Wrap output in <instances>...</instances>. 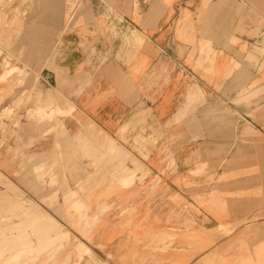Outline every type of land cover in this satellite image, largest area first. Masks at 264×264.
Returning <instances> with one entry per match:
<instances>
[{"label": "crops", "instance_id": "0c3cea01", "mask_svg": "<svg viewBox=\"0 0 264 264\" xmlns=\"http://www.w3.org/2000/svg\"><path fill=\"white\" fill-rule=\"evenodd\" d=\"M59 1L0 0L21 46L68 31L53 70H0V246L13 207L35 205L36 228L67 238L32 247L36 264H201L243 237L263 252L264 204L239 198L251 170L224 160L264 142V0H113L114 28L61 24ZM87 3L96 17L91 0L70 15Z\"/></svg>", "mask_w": 264, "mask_h": 264}, {"label": "rangeland", "instance_id": "374dc122", "mask_svg": "<svg viewBox=\"0 0 264 264\" xmlns=\"http://www.w3.org/2000/svg\"><path fill=\"white\" fill-rule=\"evenodd\" d=\"M82 1L83 0L59 1V6L62 12L59 18L61 24H66V22L93 23L95 25L102 24L103 26L112 25V27L114 28L113 25L118 21L119 18L113 9V0H106L105 3H100L98 0H91L94 3L95 11L97 12L96 17L92 16L88 3L85 4V7H88L86 8L85 13L70 15L69 12L71 10H74L75 7L77 8L79 5H81ZM12 2H15V0H12ZM10 20L12 23L15 21L19 22L20 15H12L10 16L9 21ZM20 33L21 31L18 30V28L7 31L6 33H4L3 31L0 32V70H14L18 73L21 72L24 74L27 72L30 75L36 76L39 70H41V63L45 64L43 69L53 70V64H57L60 60V57L58 55L59 47H56L58 45L61 46L62 38H66L68 31L60 30L58 32L59 44H56L55 46L53 45L57 38L55 36L53 38L51 37V31L41 32L43 35L47 36L48 40L44 41L45 44L43 46H38V48L34 46H27V48L21 46L19 38ZM108 33L110 35L109 37H115L113 31H108ZM98 35V30L93 31L92 36L94 38H97ZM37 56L39 62L38 64H36ZM2 146L3 144H0V148ZM238 151L239 155H241V152L242 154H245V152L248 151V153L251 154V157L245 158V156L243 155V157L239 156L236 160H224V163L227 164V166H237L238 168L243 169L247 167L250 168L251 171L248 172V175L244 174L243 177L247 176L248 182H251L253 184L252 191L249 193L250 195L246 197L239 196V198L251 200L254 205V209H260L261 205L264 204V142L261 141L260 138H255V140L248 145L238 144ZM33 161L34 160H32V162ZM29 163H31V160H29ZM243 194H245V192H243ZM20 210V207H13L10 219L16 220L14 224L12 222L3 223L6 227H8L9 225L12 226L8 229L9 234L13 235L14 238L8 240L9 243H5L6 245L3 244L2 246H0V251L2 250L0 252V264H36V262L42 255L37 254L36 252L33 253L31 251L32 247H36L39 250L44 251V249L50 250L51 248H57L58 245L59 248H62L64 246V241L67 242V238L62 234H60L58 239L56 236L57 234H55V231H53L52 228L50 229V237H44L43 234L45 233H43V227L41 226V228L37 229L36 227L38 226V224L35 221H31V219H34L37 216L38 211L36 208L28 206L27 211L29 213L27 211H22L24 214L22 215V217ZM25 217H27L29 220V222L26 223L28 225L24 224L23 227L20 228V220L21 218ZM241 225L242 226L239 228V230L253 229L254 233L263 231L257 227L247 225L246 222H243ZM17 230L21 235H26L28 237H26L25 239H21L20 234ZM223 230L229 231V228H224ZM175 240L176 239H174V242ZM258 241L259 240L257 238L251 239L247 237L234 238L232 240L223 239L221 244V246L223 247L222 253H211L203 256L201 264H231V261H234V264H264V251L260 253V251L258 250ZM23 244H25L26 247H24ZM67 244L68 243H66L65 245ZM28 245L29 248H27ZM211 245H213V241L208 240L206 246ZM78 246L83 247V245L80 243ZM17 249H23L24 254H14V251ZM24 249L26 250L24 251ZM82 253L90 254L89 250L86 248H83ZM49 257L51 258L53 256L51 255ZM147 262V256H137V264H146Z\"/></svg>", "mask_w": 264, "mask_h": 264}, {"label": "bare ground", "instance_id": "6f19581e", "mask_svg": "<svg viewBox=\"0 0 264 264\" xmlns=\"http://www.w3.org/2000/svg\"><path fill=\"white\" fill-rule=\"evenodd\" d=\"M38 124V123H37ZM36 126V125H35ZM35 126H33V127H35ZM47 126V125H46ZM33 129V128H32ZM33 132L35 131V130H32ZM5 179V178H4ZM6 180V179H5ZM2 184H4V183H2ZM7 184V183H6ZM10 185V184H9ZM30 204V203H29ZM33 207L34 208H36V206H34L33 205ZM39 210V209H38ZM28 212V211H27ZM29 213V212H28ZM47 217V216H46ZM49 217V216H48ZM45 218V217H44ZM50 218V217H49ZM35 219V218H34ZM39 219V218H38ZM47 220V219H46ZM36 221V220H35ZM41 221V220H40ZM44 221V220H43ZM56 223V222H55ZM50 224V223H49ZM26 225H28V224H26ZM44 228V227H43ZM17 229V228H16ZM38 229V228H37ZM56 229V228H55ZM36 230V229H35ZM18 231V230H17ZM33 232H35V231H33ZM18 233H19V231H18ZM20 234V233H19ZM45 237V236H44ZM39 238V237H38ZM12 239V238H11ZM27 239H29V238H27ZM5 241V240H4ZM27 241V240H26ZM38 241V240H37ZM2 242V241H1ZM4 244V243H3ZM28 244V243H27ZM31 244V243H30ZM18 245H19V243H18ZM24 245V247H26L25 246V244H23ZM16 247V246H15ZM19 247V246H18ZM27 248H29V245H28V247ZM42 248V247H41ZM28 250V249H27ZM38 250V249H37ZM32 251V250H31ZM7 253V252H6ZM24 254V253H23ZM26 254V253H25ZM21 255V254H20ZM28 260V259H27ZM5 261V260H4Z\"/></svg>", "mask_w": 264, "mask_h": 264}]
</instances>
